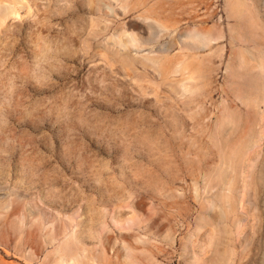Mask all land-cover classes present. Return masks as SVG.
I'll return each instance as SVG.
<instances>
[{
  "label": "rangeland",
  "instance_id": "obj_1",
  "mask_svg": "<svg viewBox=\"0 0 264 264\" xmlns=\"http://www.w3.org/2000/svg\"><path fill=\"white\" fill-rule=\"evenodd\" d=\"M0 264H264V0H0Z\"/></svg>",
  "mask_w": 264,
  "mask_h": 264
}]
</instances>
